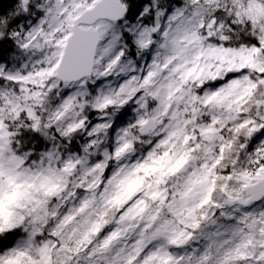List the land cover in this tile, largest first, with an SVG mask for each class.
<instances>
[{
    "label": "snow or ice",
    "instance_id": "6c2138e0",
    "mask_svg": "<svg viewBox=\"0 0 264 264\" xmlns=\"http://www.w3.org/2000/svg\"><path fill=\"white\" fill-rule=\"evenodd\" d=\"M0 264H264V0L0 5Z\"/></svg>",
    "mask_w": 264,
    "mask_h": 264
},
{
    "label": "trees",
    "instance_id": "16d2710c",
    "mask_svg": "<svg viewBox=\"0 0 264 264\" xmlns=\"http://www.w3.org/2000/svg\"><path fill=\"white\" fill-rule=\"evenodd\" d=\"M11 3L12 0H0V5H2L4 9H9Z\"/></svg>",
    "mask_w": 264,
    "mask_h": 264
}]
</instances>
